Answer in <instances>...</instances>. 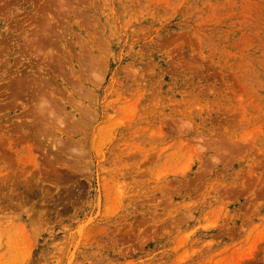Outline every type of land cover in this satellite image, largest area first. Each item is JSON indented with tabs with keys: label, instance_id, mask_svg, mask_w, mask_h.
<instances>
[{
	"label": "rangeland",
	"instance_id": "1",
	"mask_svg": "<svg viewBox=\"0 0 264 264\" xmlns=\"http://www.w3.org/2000/svg\"><path fill=\"white\" fill-rule=\"evenodd\" d=\"M0 264H264V0H0Z\"/></svg>",
	"mask_w": 264,
	"mask_h": 264
}]
</instances>
